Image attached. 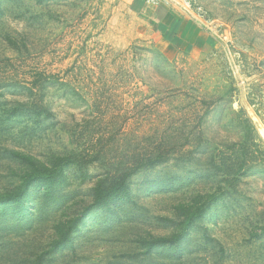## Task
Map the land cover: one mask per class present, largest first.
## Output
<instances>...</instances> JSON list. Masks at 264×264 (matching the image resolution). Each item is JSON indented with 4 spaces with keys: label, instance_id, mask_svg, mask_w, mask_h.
<instances>
[{
    "label": "rangeland",
    "instance_id": "374dc122",
    "mask_svg": "<svg viewBox=\"0 0 264 264\" xmlns=\"http://www.w3.org/2000/svg\"><path fill=\"white\" fill-rule=\"evenodd\" d=\"M143 1L0 0V264H264V0Z\"/></svg>",
    "mask_w": 264,
    "mask_h": 264
},
{
    "label": "trees",
    "instance_id": "16d2710c",
    "mask_svg": "<svg viewBox=\"0 0 264 264\" xmlns=\"http://www.w3.org/2000/svg\"><path fill=\"white\" fill-rule=\"evenodd\" d=\"M46 166V165H44ZM38 171H41L40 174L35 175L37 181H40L41 184H46L48 186V189L53 187L55 185L56 179L50 178L47 173L46 169L42 167V169H38ZM31 171L26 170L25 174L30 173ZM135 171L132 170H124L120 171L116 169L115 171L111 172L107 178H104V180H101L94 186L93 188V197L97 203H104L108 199L126 192V183L129 176H131ZM109 181V182H108ZM29 183L25 184V187ZM52 190V189H50ZM23 193H20L18 198L16 199L15 205H19L21 202L20 197ZM70 233L66 235V238H69ZM182 235V233H178L176 235V239L179 238Z\"/></svg>",
    "mask_w": 264,
    "mask_h": 264
},
{
    "label": "crops",
    "instance_id": "0c3cea01",
    "mask_svg": "<svg viewBox=\"0 0 264 264\" xmlns=\"http://www.w3.org/2000/svg\"><path fill=\"white\" fill-rule=\"evenodd\" d=\"M143 1V0H142ZM139 4V3H138ZM143 6H145V10L146 12H150L151 10L155 11L156 12V16H154V20L155 22L158 23V26L159 24L161 23H164L166 22V19H168V16H171V15H174L173 11L168 9L166 13H164V6L160 5V7H154L152 4L150 3H146V1L144 2L143 1ZM163 12V14H162ZM176 20L174 21L173 23V26L171 29H175L174 30V34L177 36L178 40L180 43H183L184 42V39L182 38L183 35L185 34L184 32V29H190V32L192 31H195V33H198V35H196V37H191V41L193 43V40H195L197 42V38L198 36L200 37L201 36V33H200V26H198L195 21L189 17V16H179V15H176ZM167 23V22H166ZM171 23V22H170ZM166 28V27H165ZM161 30V29H159ZM164 34V33H163ZM163 37V35H162ZM189 40V43L191 42Z\"/></svg>",
    "mask_w": 264,
    "mask_h": 264
},
{
    "label": "built area",
    "instance_id": "2783aa9c",
    "mask_svg": "<svg viewBox=\"0 0 264 264\" xmlns=\"http://www.w3.org/2000/svg\"><path fill=\"white\" fill-rule=\"evenodd\" d=\"M152 1H154V0H152Z\"/></svg>",
    "mask_w": 264,
    "mask_h": 264
}]
</instances>
